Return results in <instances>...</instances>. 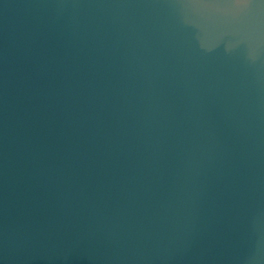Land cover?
Listing matches in <instances>:
<instances>
[{
    "label": "clouds",
    "instance_id": "clouds-1",
    "mask_svg": "<svg viewBox=\"0 0 264 264\" xmlns=\"http://www.w3.org/2000/svg\"><path fill=\"white\" fill-rule=\"evenodd\" d=\"M4 10L0 264H264V0Z\"/></svg>",
    "mask_w": 264,
    "mask_h": 264
},
{
    "label": "water",
    "instance_id": "water-1",
    "mask_svg": "<svg viewBox=\"0 0 264 264\" xmlns=\"http://www.w3.org/2000/svg\"><path fill=\"white\" fill-rule=\"evenodd\" d=\"M16 3H19V0H3V3L0 4V29H2V26L6 20L4 5L16 4ZM192 39H196V37H192ZM200 39L206 42L209 46H212L215 43V38L210 35L202 36L200 37ZM5 264H11V261L5 260Z\"/></svg>",
    "mask_w": 264,
    "mask_h": 264
}]
</instances>
